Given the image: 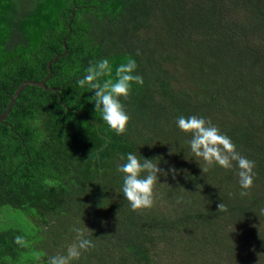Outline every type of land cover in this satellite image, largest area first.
I'll return each mask as SVG.
<instances>
[{"label":"trees","instance_id":"1","mask_svg":"<svg viewBox=\"0 0 264 264\" xmlns=\"http://www.w3.org/2000/svg\"><path fill=\"white\" fill-rule=\"evenodd\" d=\"M58 55L46 86L59 94L29 85L0 122V264H47L75 243L77 221L96 247L73 264H258L264 0H0V115L22 83L49 76ZM129 56L145 84L123 101L132 120L118 135L77 81L90 62ZM193 114L255 161L246 196L235 170L204 173L185 159L189 136L176 118ZM128 152L180 170L161 175L168 185L157 186L151 209L133 211L120 191L117 162Z\"/></svg>","mask_w":264,"mask_h":264},{"label":"clouds","instance_id":"2","mask_svg":"<svg viewBox=\"0 0 264 264\" xmlns=\"http://www.w3.org/2000/svg\"><path fill=\"white\" fill-rule=\"evenodd\" d=\"M85 75L77 83L81 88H86L94 93L90 102L95 106V113H99L108 128L124 135L127 133L132 117L123 101L128 100L133 91V85L144 86V77L138 72V64L135 58L129 56L125 62L115 64L107 57L90 62L85 69ZM114 73V75H113ZM177 127L189 138L180 142V148L187 145L185 159L189 160V153L203 169L205 173L209 167L219 166L225 170H235L238 176L240 195L246 196L254 186L257 173L254 160L243 155L232 138L214 124L210 119L199 115H179L176 118ZM171 152L174 148L171 146ZM192 160V159H191ZM201 160L203 165H201ZM163 157L149 159L141 153L134 152L121 154L117 162V171L122 174L120 191L133 211L151 209L156 202L157 186L167 183L161 182V175L167 179L171 175L176 179L180 170L174 166L163 169L161 162ZM167 163V161H164ZM168 185V184H167ZM201 188V185H197ZM181 192L185 189L178 188ZM182 196L177 199H182ZM103 201L100 207L105 208ZM219 212H226L228 205L225 202L219 204ZM70 231L75 234V243L71 244L65 252H56L47 261V264H73L81 256L94 249L96 242L86 233L90 229L82 226L78 221L70 226ZM17 237V242L22 241ZM98 239V238H97ZM260 255L258 264H262Z\"/></svg>","mask_w":264,"mask_h":264},{"label":"water","instance_id":"3","mask_svg":"<svg viewBox=\"0 0 264 264\" xmlns=\"http://www.w3.org/2000/svg\"><path fill=\"white\" fill-rule=\"evenodd\" d=\"M66 54V53H65ZM60 55L56 56L54 58L53 61H51L49 64H48V69L50 71V74L49 76L44 79L43 81H26L24 83H22L18 89L16 90L15 94L13 95V97L11 98L10 100V103L8 105V107L6 108V110L0 115V122H3L6 117L9 115L10 111L12 110L14 104L16 103L18 97L20 96L21 92L27 87V86H38V87H43L44 89L46 90H49V91H54L56 93L59 94V91L58 89H55V88H52V87H47L46 86V82L49 80V78L51 77L52 75V64L55 63L58 59H59ZM63 105H65V103L63 102Z\"/></svg>","mask_w":264,"mask_h":264}]
</instances>
